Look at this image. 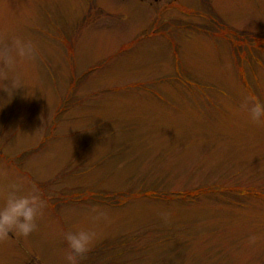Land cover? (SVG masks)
<instances>
[{"label":"rangeland","instance_id":"obj_1","mask_svg":"<svg viewBox=\"0 0 264 264\" xmlns=\"http://www.w3.org/2000/svg\"><path fill=\"white\" fill-rule=\"evenodd\" d=\"M17 37L0 207H44L0 264H67L80 229L79 264H264V126L240 109L264 102V0H0V49Z\"/></svg>","mask_w":264,"mask_h":264},{"label":"clouds","instance_id":"obj_2","mask_svg":"<svg viewBox=\"0 0 264 264\" xmlns=\"http://www.w3.org/2000/svg\"><path fill=\"white\" fill-rule=\"evenodd\" d=\"M36 50L30 42L14 38L11 45L0 49V78L8 81V87L14 90L21 88L19 79L8 80L7 72L12 70L17 60L27 61L35 58ZM240 109L248 114L250 121L257 126H264V102L252 95L244 96ZM19 189L7 192L5 203L0 207V242L9 237V233L27 238L38 229V219L43 216L44 203L37 195H20ZM94 221L107 220V213L97 207L91 209ZM163 219L168 221V215ZM97 233L93 230L80 229L68 231L64 235L68 251L67 264H79L90 251ZM256 237H250V243H255Z\"/></svg>","mask_w":264,"mask_h":264}]
</instances>
